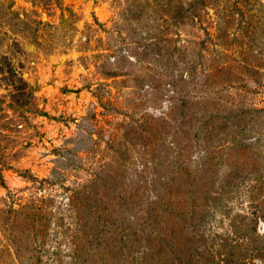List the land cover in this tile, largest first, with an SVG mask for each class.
Listing matches in <instances>:
<instances>
[{
	"label": "rangeland",
	"instance_id": "374dc122",
	"mask_svg": "<svg viewBox=\"0 0 264 264\" xmlns=\"http://www.w3.org/2000/svg\"><path fill=\"white\" fill-rule=\"evenodd\" d=\"M0 264H264V0H0Z\"/></svg>",
	"mask_w": 264,
	"mask_h": 264
}]
</instances>
